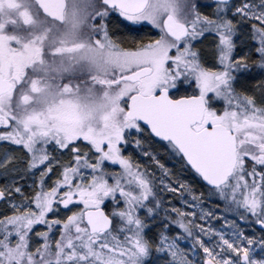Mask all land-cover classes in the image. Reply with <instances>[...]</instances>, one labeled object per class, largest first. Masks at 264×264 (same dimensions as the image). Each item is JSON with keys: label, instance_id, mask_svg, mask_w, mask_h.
<instances>
[{"label": "snow or ice", "instance_id": "6c2138e0", "mask_svg": "<svg viewBox=\"0 0 264 264\" xmlns=\"http://www.w3.org/2000/svg\"><path fill=\"white\" fill-rule=\"evenodd\" d=\"M0 264H264V0H0Z\"/></svg>", "mask_w": 264, "mask_h": 264}]
</instances>
